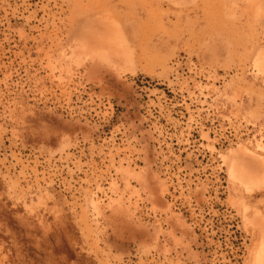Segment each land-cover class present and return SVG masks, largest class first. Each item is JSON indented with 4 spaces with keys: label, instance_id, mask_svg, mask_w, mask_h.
<instances>
[{
    "label": "rangeland",
    "instance_id": "374dc122",
    "mask_svg": "<svg viewBox=\"0 0 264 264\" xmlns=\"http://www.w3.org/2000/svg\"><path fill=\"white\" fill-rule=\"evenodd\" d=\"M196 1L0 0V264H264V0Z\"/></svg>",
    "mask_w": 264,
    "mask_h": 264
},
{
    "label": "crops",
    "instance_id": "0c3cea01",
    "mask_svg": "<svg viewBox=\"0 0 264 264\" xmlns=\"http://www.w3.org/2000/svg\"><path fill=\"white\" fill-rule=\"evenodd\" d=\"M171 3H178L180 5H192L193 3H197L196 0H169ZM152 5V3H151ZM144 16V15H143ZM146 19V23L148 22H152V20L150 18H147L146 16L142 17V20ZM155 46V45H154ZM157 52V51H156ZM155 52H152L150 54H144L145 56H147V59L144 61V64H143V67L146 69V70H152V67L155 66V55H154ZM205 56L203 57L208 63L211 62V59L213 58L212 55H209L207 53V51L205 52ZM154 55V56H153ZM209 55V57H207ZM149 56V57H148ZM212 57V58H210ZM132 58H126L124 59L123 58V62H120L121 64H116V65H113V68L117 71H132L134 70L135 68V64L134 62L132 63ZM102 73V72H101ZM103 75V73H102ZM260 156V155H259Z\"/></svg>",
    "mask_w": 264,
    "mask_h": 264
}]
</instances>
